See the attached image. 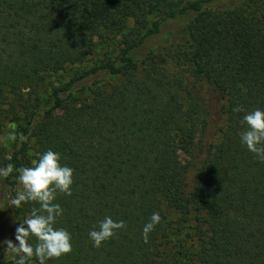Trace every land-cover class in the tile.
Segmentation results:
<instances>
[{
	"label": "trees",
	"instance_id": "1",
	"mask_svg": "<svg viewBox=\"0 0 264 264\" xmlns=\"http://www.w3.org/2000/svg\"><path fill=\"white\" fill-rule=\"evenodd\" d=\"M237 106L264 110V0H0V168L51 149L75 170L54 201L73 251L46 264H264V162ZM18 175L0 177V264L39 207L10 205ZM106 216L127 227L96 248Z\"/></svg>",
	"mask_w": 264,
	"mask_h": 264
},
{
	"label": "clouds",
	"instance_id": "2",
	"mask_svg": "<svg viewBox=\"0 0 264 264\" xmlns=\"http://www.w3.org/2000/svg\"><path fill=\"white\" fill-rule=\"evenodd\" d=\"M234 113L245 112L243 106L233 108ZM241 124L246 125L240 133L242 145L254 154V157L264 162V110L255 109L245 112ZM12 139H16L13 135ZM21 142L27 140L20 134ZM11 159V157H9ZM61 155L51 149L38 154V160L33 161L31 167L15 168L12 163L0 168V177L8 178L14 171L18 172V180L23 186L9 203L19 208L23 203L34 202L39 205L33 208L31 214L15 230V239L5 240L4 252L12 256L13 264H27V261L35 257L39 264H46L50 259H59L69 255L73 251L71 234L65 228L55 227L57 218L63 215V208L55 203L57 195H72L74 183V169L60 163ZM161 221L160 214L155 212L142 231L144 243H149V233L152 232ZM26 225V227H25ZM123 220L114 221L106 216L99 222L98 229L94 226L89 232V238L93 246L100 248L103 242L117 236V233L126 229ZM35 237L37 243L32 245L29 238Z\"/></svg>",
	"mask_w": 264,
	"mask_h": 264
},
{
	"label": "rangeland",
	"instance_id": "3",
	"mask_svg": "<svg viewBox=\"0 0 264 264\" xmlns=\"http://www.w3.org/2000/svg\"><path fill=\"white\" fill-rule=\"evenodd\" d=\"M172 70L174 72H176L175 68L172 67ZM182 75V78L183 80L185 79V81L190 84L191 83V80H190V77L187 76V74H184V73H181ZM13 135L16 136V133H15V129L14 128H10L8 127L7 129L4 130V133H3V144L4 145H10L11 143H13L14 139H12ZM179 158L184 161L185 160V156L183 153H179ZM19 191H23V186L20 184L19 180H18V186H17V189H16V194L19 192Z\"/></svg>",
	"mask_w": 264,
	"mask_h": 264
}]
</instances>
